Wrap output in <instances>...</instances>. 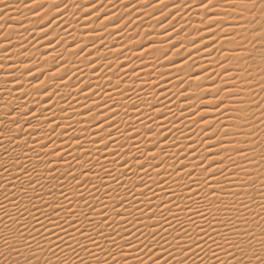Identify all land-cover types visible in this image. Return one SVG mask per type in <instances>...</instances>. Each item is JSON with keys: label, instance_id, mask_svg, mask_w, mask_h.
<instances>
[{"label": "snow or ice", "instance_id": "obj_1", "mask_svg": "<svg viewBox=\"0 0 264 264\" xmlns=\"http://www.w3.org/2000/svg\"><path fill=\"white\" fill-rule=\"evenodd\" d=\"M12 8L30 15L15 21ZM0 21L20 37L0 43V264H264V213L246 216L247 190L224 184L255 186L237 157L264 167V151L249 157L264 96L244 95L254 68L264 92V0H0ZM31 48L46 49L42 62ZM162 61L177 70L175 91ZM246 125L249 147H236ZM33 152L41 170L29 169Z\"/></svg>", "mask_w": 264, "mask_h": 264}, {"label": "bare ground", "instance_id": "obj_2", "mask_svg": "<svg viewBox=\"0 0 264 264\" xmlns=\"http://www.w3.org/2000/svg\"><path fill=\"white\" fill-rule=\"evenodd\" d=\"M7 2L10 3V4H15L17 2V0H7ZM79 2H83V0H79ZM168 2L171 3L172 0H168ZM8 11H9V15L15 21L23 20L24 16L30 15V13H28L27 9L17 10L16 8H12V9H10ZM116 11L117 12H122L123 11L122 6H118V8L116 9ZM141 11L144 12L145 10L142 9ZM151 11H152L151 8L147 9L146 12H145V14L141 17V19L142 20H146L147 19V14L148 13H151ZM197 20H198V18L194 14H192V16H191L192 23H196ZM5 22L6 21H0V24H3ZM25 23L27 24V21H25ZM137 23H139V21ZM151 23H152V25H155L156 22L155 21H151ZM182 23H184V22L182 21ZM179 27H180V24H177V28H179ZM16 28H17V25L16 24H11V27L9 29H0V43H6L5 40H4V36L5 35H9V34H11V36H12L13 43H15L17 40H19L20 37L16 33V31H15ZM146 29H148V24H144L143 25V29H137V30L140 31L141 37H143V35L145 34L144 30H146ZM20 31H23V30L21 29ZM160 31H162V30L161 29H157L156 30V32H160ZM238 31H240V30H238ZM156 32L153 33V37H151V38H154V39H156L158 41L160 39V37L156 35ZM80 34H81L80 33V30H77V33H76L77 38H80ZM116 39H120V37L118 36V37H116ZM137 39H140V37H138ZM176 39L179 40L180 38L177 37ZM112 42H113L112 38H108L107 41H106V43L108 45H111ZM125 43L127 44V40L126 39H125ZM145 43H147V41H145ZM185 43L187 44L188 41H185ZM165 47H167V45ZM44 51H46V49L41 48L40 51L37 52L36 49L31 48L30 51H29V53H28V55L31 56V55L34 54L36 57H39L41 59V62H42L43 61V57L41 56V53L44 52ZM60 51H63V49H60ZM12 52L13 53L15 52V49L14 48L12 49ZM0 53H2V49H0ZM160 54H161L160 52H156L155 56L158 57V56H160ZM65 55L67 56L68 54L65 53ZM170 55H171V53H170ZM173 58L176 59V60H178V61L181 59L179 56H173ZM69 59L71 60L72 58L69 57ZM146 59H154V57H146ZM12 60L13 61L16 60V56L15 55L12 56ZM196 60H197V63L198 64H200V63H206V61H201L199 57H196ZM77 63H79V61H77ZM164 65H167V61H162L161 64L158 65L159 70L161 72H169L170 73V75L167 78L172 81V84H169L168 87H169V89L175 91V87L174 86H175V84L179 83V81L176 79L177 70H176V68L171 67V65H167V67H165ZM44 67L46 68L47 65H44ZM81 67H85V66L84 65H81ZM149 70H151V65H149L148 68L145 69L146 72L149 71ZM255 71H256V69H255ZM87 72H88V70L85 69V74L82 75V79H85V80L88 79ZM257 72L258 71H256V73ZM186 74H187V69L186 68L179 73V75H181V76H184ZM153 75L154 76H158L159 73L158 72H154ZM257 75H259V72H258ZM255 78H257V77H255ZM255 78H253V80H255V81H258L259 80V78H258V80L255 79ZM4 79H5L4 74H3L2 71H0V91L3 90V82H4ZM27 79H30V77L26 78V80ZM93 79H95V78L93 77ZM253 80H252V87L255 89V92L254 93L253 92H245V94H244L245 95V105H247L251 101V98H252L253 95H255V99L257 101H260V99H261V98H258L261 95L260 93H258L259 92L258 91L259 88H258L257 84H255L253 82ZM129 83L131 84V81ZM202 83L204 84L205 87H207L211 82L210 81H207V80H204V81H202ZM11 86L12 85H8V87H11ZM185 86H187V85H185ZM25 88L26 89L29 88V85L27 84V82H25ZM192 88L195 89V84H193ZM61 90H62V92L65 95H67L68 92L70 91V89H68V88H62ZM131 94H132L133 99H136L135 93L133 92ZM142 95H143V93H142ZM169 95H171V92L169 93ZM117 98L119 99V95L118 94H117ZM54 99H59V98L57 97V98H54ZM79 99L83 100V97H80ZM72 102L75 104V100H73ZM61 103H63V101H61ZM176 103H179V100H177L175 103H173L172 107L174 109H176ZM77 107H79V106L77 105ZM118 107L121 108V117L123 118L124 117L123 108H122V106H118ZM141 107L142 108H145L146 111H150V109H147L146 106L143 105V104L141 105ZM261 107L264 108V104H262ZM253 109L255 110V105H253ZM3 110H4L3 105H0V113H2ZM129 110L131 111L130 102H129ZM165 111H167V110L165 109ZM258 111L257 110L255 111L256 119L253 121V123L259 124L258 129H255V131L258 132V135L256 137H254V138L257 139V140H260L261 143L259 145H257V146H254V147H259L260 148V151H255V152L250 151L249 152V157H255L256 160L259 161L260 160L261 151H264V123H259V112ZM57 112H59V108H57ZM169 116H171L170 113H169ZM0 118H2V115H0ZM221 119H225V118L222 117ZM73 123L75 124V120H73ZM185 123L191 124V121H185ZM225 123H231V121L225 120ZM0 127H2V126H0ZM14 127L15 126H13V128ZM76 127L79 128L80 125H76ZM121 127L123 128L124 125L121 124ZM181 127H183V125H181ZM251 127H252V125H246L245 126V132H244L243 135H240L238 137L239 143H237L236 147H245V148L249 147L248 145H245L243 143V141L246 140V139H248L247 130H248V128H251ZM184 131L187 132L188 130L187 129H184ZM7 135H11V133H7L6 134V136H5V145H7ZM36 147L39 148V145H37ZM86 147H91V145L86 144ZM26 150L27 149H24L23 148V145H21V147L19 149H17L16 152L12 153V155L13 156L19 155L21 153V151H26ZM2 154H3V148H0V155H2ZM31 155H32V159H30L28 161L29 169L31 170V167L34 164H39L41 167L38 168V170H41L42 169V162L36 160V156H35V153L34 152L31 153ZM232 155L235 156L236 153L233 151L232 152ZM21 158L23 159L22 156H21ZM68 159H71V157H68ZM237 159L241 160L242 163H245L246 164V167L252 173V177L256 181L255 186H252L251 181H249V183L247 185H243V186L236 185V184H229L226 181L224 182V184H225L226 187L231 188L232 191H235V192H242L245 189L247 190L248 195H242V199L244 200L245 203L249 204V206L252 209V211L249 212L248 210H243L245 212V215L246 216L251 217L252 215L264 213V208H261L259 206L260 203H261V201L264 200V197H261V195H260V192H261V180L264 179V175H262V174H264V167H262L260 165H256V164L246 163V162H244L242 160V158H239V157H237ZM105 163H107V161H105ZM225 164H230V162L226 160L225 161ZM261 164H264V161H261ZM9 167H11V164H9ZM109 167H111V165H109ZM77 168H78V166H77ZM97 170H99V169H97ZM197 172H199V170H197ZM237 172L239 173L240 177L247 178L246 177V174L244 172H241L239 169H237ZM93 180H94V182L99 183V181L96 180L95 177L93 178ZM221 180H223L222 177H221ZM0 183H3V181L0 180ZM149 183H152V182L149 181ZM153 186H155V185H153ZM173 186L176 187L175 185H173ZM117 187H119V186H117ZM65 190H67V189H65ZM177 190L179 191V188ZM119 191H120V194L123 195L124 189H119ZM157 191H158V189H157ZM98 195H103V193L102 192L101 193H98ZM253 197L255 198V202H253V199H252ZM89 199H91V198L89 197ZM223 199H224L225 202H231V201L236 200V197L235 196H231V195H224L223 196ZM0 201H3V195L2 194H0ZM4 202L6 203V201H4ZM92 203L93 204H96V201L93 200ZM110 203H118V201H110ZM180 203L183 205L185 203V201L184 200H180ZM188 203L191 204V201H188ZM195 207H196V205H193V208H195ZM221 207H223V206H221ZM85 211H87V209H85ZM177 211H179V210H177ZM213 211H215V209H213ZM0 214H2V210H0ZM137 215H139V213H137ZM229 215H234V213H229ZM181 216L183 217L184 216V213H181ZM196 219L199 220V217H196ZM185 223H187L186 220H185ZM262 223H264V222H262ZM251 227L255 228V225H251ZM169 239H171V237H169ZM61 255H63V254L61 253ZM82 255H86V254L82 253ZM86 258L89 261L92 260L91 257H86ZM52 259H55V258L53 257Z\"/></svg>", "mask_w": 264, "mask_h": 264}, {"label": "rangeland", "instance_id": "obj_3", "mask_svg": "<svg viewBox=\"0 0 264 264\" xmlns=\"http://www.w3.org/2000/svg\"><path fill=\"white\" fill-rule=\"evenodd\" d=\"M23 11V10H22ZM247 35H251V26H249V28H248V32H247ZM256 69V71H258L259 72V69L258 68H255ZM255 69H253V72H254V76H253V78H255V77H257V78H255V79H257L258 80V78H259V75H257L258 74V72L256 73V71H255ZM258 69V70H257ZM256 75V76H255ZM253 82L255 83V84H257L256 82H258V81H255V80H253ZM253 83V84H254ZM259 88V87H258ZM257 88V89H258ZM259 92L258 93H260L261 95V97H262V95L264 96V92H260V89L258 90ZM259 95V94H258ZM258 97V98H261V97ZM255 111H256V109H255ZM258 111V110H257ZM259 112V111H258Z\"/></svg>", "mask_w": 264, "mask_h": 264}]
</instances>
